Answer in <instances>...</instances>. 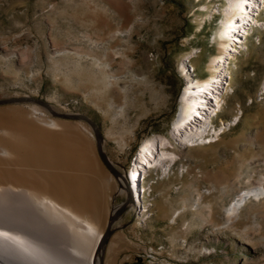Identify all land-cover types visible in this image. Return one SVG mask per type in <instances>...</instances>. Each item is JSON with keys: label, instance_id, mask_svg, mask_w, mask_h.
<instances>
[{"label": "rangeland", "instance_id": "rangeland-1", "mask_svg": "<svg viewBox=\"0 0 264 264\" xmlns=\"http://www.w3.org/2000/svg\"><path fill=\"white\" fill-rule=\"evenodd\" d=\"M224 1L0 0V99L32 96L85 114L122 174L145 138L166 139L174 152L168 174L145 167V207L128 202L112 222L103 264H264V194L226 215L238 191L264 186V0L250 11L257 24L223 54L205 110L187 123L198 124L220 95L204 141L180 144L171 133L186 81L207 76L218 52L212 34ZM20 116L58 130L48 123L55 119L88 142L102 178L104 234L128 191L99 158L91 126L32 101L0 104L1 120L16 124ZM8 184L20 181L0 179Z\"/></svg>", "mask_w": 264, "mask_h": 264}, {"label": "bare ground", "instance_id": "bare-ground-1", "mask_svg": "<svg viewBox=\"0 0 264 264\" xmlns=\"http://www.w3.org/2000/svg\"><path fill=\"white\" fill-rule=\"evenodd\" d=\"M257 2L262 4L263 0L224 1L212 34L218 52L208 62L209 74L188 79L178 98L171 133L180 144L203 142L210 131L209 117L219 106L218 93L211 97L214 107L201 115L198 124L187 127V123L205 110V97L210 96L211 86L219 83L224 70L223 54L227 48L236 50L240 34L244 37L256 23L250 11L260 10ZM48 123L58 130L38 126L24 116L16 124L0 119V154L8 157H0V167L20 168L19 174L5 169L6 175H2L0 168V179L20 181V186L0 185V264H98L103 235L99 226L103 185L97 160L88 142L76 131L67 125L60 126L55 119ZM209 134L211 137L212 133ZM165 140L157 141L153 136L143 139L125 174L116 173L124 186L120 190L126 192L131 185L130 203L139 202L142 210L145 204L141 206L140 198L143 199L146 189L141 174L150 168L168 174L175 160L174 152L164 149ZM157 142L161 145L159 151ZM262 194L261 185L238 191L226 208L227 219L235 217L246 201Z\"/></svg>", "mask_w": 264, "mask_h": 264}, {"label": "water", "instance_id": "water-1", "mask_svg": "<svg viewBox=\"0 0 264 264\" xmlns=\"http://www.w3.org/2000/svg\"><path fill=\"white\" fill-rule=\"evenodd\" d=\"M20 101H32V102L38 103V104L46 107L53 115L58 116V117L72 119V120H83V121L87 122L91 126V128L93 130L94 137H95L96 152H97L99 158L101 159V161L104 163V165L113 174H116L118 172L110 164V162L106 158V156H105V154H104V152L102 150V143H101L102 135L100 133V130H99L97 124L91 118H89L88 116H86L85 114H82V113H68V112H57V111H54L48 105V103H46L45 101H43V100H41L39 98L32 97V96H19V97H10V98H5V99H0V104L9 103V102H20ZM194 116H196V115H194ZM127 190H128L127 199L124 202H122L117 207V209L115 210V213L112 215L110 220L107 222L106 229H105L104 234L102 235V239H101L100 251H99V254H98V264H103V259H102L103 244H104V241H105L107 235L110 232V227H111L112 222L122 212V210L125 207V205L128 202H131L133 200V196H132V193H131V185H128Z\"/></svg>", "mask_w": 264, "mask_h": 264}, {"label": "crops", "instance_id": "crops-1", "mask_svg": "<svg viewBox=\"0 0 264 264\" xmlns=\"http://www.w3.org/2000/svg\"><path fill=\"white\" fill-rule=\"evenodd\" d=\"M105 264H114L112 261H108L107 260L105 261Z\"/></svg>", "mask_w": 264, "mask_h": 264}]
</instances>
